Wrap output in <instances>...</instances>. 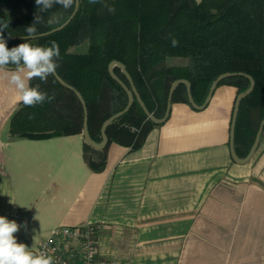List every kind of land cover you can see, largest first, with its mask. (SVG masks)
Returning a JSON list of instances; mask_svg holds the SVG:
<instances>
[{"label":"crops","instance_id":"obj_1","mask_svg":"<svg viewBox=\"0 0 264 264\" xmlns=\"http://www.w3.org/2000/svg\"><path fill=\"white\" fill-rule=\"evenodd\" d=\"M9 75L0 72V216L18 224L17 243L31 250L55 227L97 223L100 252L117 264H264V133L247 163L231 159L234 86L218 85L200 110L172 103L139 148L111 143L97 172L81 134L10 135L22 102Z\"/></svg>","mask_w":264,"mask_h":264},{"label":"trees","instance_id":"obj_2","mask_svg":"<svg viewBox=\"0 0 264 264\" xmlns=\"http://www.w3.org/2000/svg\"><path fill=\"white\" fill-rule=\"evenodd\" d=\"M114 8V12L109 11ZM74 8L54 4L41 12L35 0H0V26L7 24L3 37L27 36L26 29L40 16L35 35L61 25ZM56 41L60 57L57 75L82 96L87 109L91 139L100 143L102 123L127 104L122 88L109 76L110 62L122 63L145 104L156 118L166 109L171 83L185 79L190 83L194 102L201 105L211 82L223 73H244L254 80L252 92L241 100L234 130V148L244 158L264 118V0H79V9L70 23L59 32L35 39L36 45L50 46ZM24 41L15 40V44ZM87 43L85 53L69 52ZM167 58H183L182 66H165ZM115 75L128 82L118 67ZM237 89L249 86L242 76L223 80ZM37 87L53 100L26 107L21 103L9 122L12 137L47 139L81 134L83 111L73 92L62 87L52 75L46 81L35 78ZM188 104L186 87H176L172 103ZM189 105V104H188ZM252 111H257L256 122ZM29 115L34 118L29 119ZM136 101L129 110L106 128L107 144L139 148L154 126ZM129 126V127H128ZM136 128L131 132L130 128ZM85 150H96L84 143ZM85 160L94 171L104 167V156Z\"/></svg>","mask_w":264,"mask_h":264},{"label":"clouds","instance_id":"obj_3","mask_svg":"<svg viewBox=\"0 0 264 264\" xmlns=\"http://www.w3.org/2000/svg\"><path fill=\"white\" fill-rule=\"evenodd\" d=\"M95 2V0H93ZM41 12L50 9L54 4H60L65 9L73 6L74 0H35ZM110 12L115 9L109 7ZM41 17L36 16L33 25L26 31L27 36L24 41L33 39L37 29L35 24L39 23ZM7 24L0 26V72L10 73L9 84L14 86L17 92V100L26 107H35L46 100L51 101L55 97L48 96L37 87L30 86V81L39 78L46 81L47 77L53 75L58 67L56 60L60 57V47L56 41H52L50 46H33L23 42L18 46L9 49L6 41L2 38L3 31ZM13 65V68H9ZM29 115V119H33ZM19 229L15 221H9L6 217L0 216V264H52V258L44 254L36 255L28 250L24 244L17 243L14 236Z\"/></svg>","mask_w":264,"mask_h":264},{"label":"water","instance_id":"obj_4","mask_svg":"<svg viewBox=\"0 0 264 264\" xmlns=\"http://www.w3.org/2000/svg\"><path fill=\"white\" fill-rule=\"evenodd\" d=\"M79 9V0H74V8L73 11L71 13V15L66 19V21H64L61 25H59L58 27L49 30L45 33L42 34H38L35 35L33 39L39 38V37H44V36H48L50 34H53L55 32H59L60 30H62L64 27H66L70 21L73 19V17L75 16V14L77 13ZM23 37L25 36H10V37H3V39L6 42H10V41H15V40H21L23 39ZM9 68H13L15 66H8ZM118 67L122 74L124 75V77L126 78L127 82H128V86L125 85V83L119 79L115 73H114V68ZM107 71L109 76L122 88V90L125 92L126 96H127V104L124 107L123 110L113 114L112 116H110L109 118H107L101 125L100 128V134L102 137V141L100 143H96L94 142L89 133H88V127H87V109H86V105L85 102L82 98V96L80 95L79 92H77L73 87H71L70 85H68L67 83H65L56 73L52 75L53 78L64 88L68 89L69 91L73 92V94L76 96V98L78 99L81 107H82V111H83V121H82V129H81V135L84 139V142L90 146L93 149L96 150H101L103 149L106 144H107V136H106V128L108 127V125L110 123H112L115 119H117L118 117H120L121 115H123L124 113H126L129 108L131 107V105L133 104L134 101L137 102V104L139 105L140 109L142 110L143 114L147 117V119H149L153 124L155 125H160L163 124L170 113V108H171V104H172V96L173 93L176 89L177 86L183 84L186 87V98H187V102L190 105V107H192L195 110H200L203 109L207 106V104L209 103V100L215 90V88L219 85V83H221L223 80H226L228 78H232L235 76H242L245 77L248 81H249V86L247 89H245L244 91L240 92L237 94L235 100H234V105H233V109H232V115H231V121H230V128H229V141H228V145H229V152H230V156L231 159L237 163V164H245L247 163L252 156L254 155L260 139H261V135L262 133H264V118L261 119L253 143L247 153V155L244 158H239L235 152V148H234V130H235V123H236V118H237V114H238V109H239V104L241 102V100H243L246 96H248L253 88H254V80L250 75L244 74V73H223L218 75L210 84L209 90H208V94L204 100V102L201 105H197L191 95V91H190V83L185 80V79H177L174 80L168 90V95H167V99H166V109H165V113L161 118H156L155 116H153L146 108L145 104L143 103V101L141 100L132 80L130 75L128 74V72L126 71L124 65L118 61H112L109 63L108 67H107Z\"/></svg>","mask_w":264,"mask_h":264},{"label":"built area","instance_id":"obj_5","mask_svg":"<svg viewBox=\"0 0 264 264\" xmlns=\"http://www.w3.org/2000/svg\"><path fill=\"white\" fill-rule=\"evenodd\" d=\"M131 132L137 129L131 127ZM97 223L79 226H58L29 250L52 258V264H117L105 259L99 249Z\"/></svg>","mask_w":264,"mask_h":264},{"label":"rangeland","instance_id":"obj_6","mask_svg":"<svg viewBox=\"0 0 264 264\" xmlns=\"http://www.w3.org/2000/svg\"><path fill=\"white\" fill-rule=\"evenodd\" d=\"M87 44V43H86ZM78 53V52H77ZM82 53V52H81ZM186 63V60L183 58H167L164 62L165 66H182ZM252 120L253 122H256V117H257V111H252ZM129 127V126H128ZM108 141V140H107ZM111 143L108 144L107 148L105 150L101 149V150H96L95 155H97V157L99 156H106V152L108 147L110 146Z\"/></svg>","mask_w":264,"mask_h":264}]
</instances>
